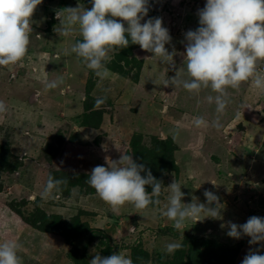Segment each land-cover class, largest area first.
I'll return each mask as SVG.
<instances>
[{
    "label": "rangeland",
    "instance_id": "obj_1",
    "mask_svg": "<svg viewBox=\"0 0 264 264\" xmlns=\"http://www.w3.org/2000/svg\"><path fill=\"white\" fill-rule=\"evenodd\" d=\"M109 1L110 12L95 0H0V144L14 165L0 170V264H130L137 241L147 264H169L184 234L237 248L233 264H264V0ZM113 33L132 48L127 64ZM86 109L99 112L96 127L83 122ZM58 135L48 166L43 150ZM157 137L173 146L177 169L151 207L135 203L146 192L120 161L131 141ZM53 168L128 184L131 199L76 187L63 195L48 184ZM39 211L79 217L110 238L70 243L37 223ZM174 225L178 239L160 230Z\"/></svg>",
    "mask_w": 264,
    "mask_h": 264
},
{
    "label": "trees",
    "instance_id": "obj_2",
    "mask_svg": "<svg viewBox=\"0 0 264 264\" xmlns=\"http://www.w3.org/2000/svg\"><path fill=\"white\" fill-rule=\"evenodd\" d=\"M98 5H103L105 8H108L107 11L110 12V1L109 0H95ZM96 2H93L92 4H95ZM97 5V7H98ZM102 10V6L100 8ZM128 13V12H127ZM149 16L151 17V12L149 11ZM107 14V13H102ZM129 17V13L127 14ZM143 15V14H142ZM116 34V33H113ZM123 36L115 35V50H116V57L124 61L126 64L130 62L128 59V56H125L128 51L132 52V48H127L125 44H119V38ZM107 42V40H105ZM104 42V43H105ZM137 44L135 43L133 47L137 48ZM127 50V51H125ZM98 55L94 56V61H100V63H104V65H107L106 61L104 60H98ZM134 59V58H133ZM102 66V65H101ZM108 66H111V62L108 63ZM119 67L118 63H115V65L111 67ZM119 72H122V70H119ZM91 80V79H90ZM86 82V85L84 89H88L90 87L89 81ZM93 100V99H91ZM95 100H99L98 97L95 98ZM86 113V118L83 120L84 123H88V126L96 127V125L90 123L93 122L95 117H100L99 112H96L95 114L93 111ZM78 132L75 133L72 132V134L68 137L71 141H78L79 139ZM60 135L56 137V140L49 141L45 146L46 149L43 150V160H46V163L48 166H54V161L56 162V158L59 155V149L61 147V144L59 142H56L59 140ZM74 140V141H73ZM49 144V145H48ZM10 145L8 143H1L0 144V170H13V164L9 161L7 158L10 154L9 147ZM131 149L129 150V155L123 156V158L120 161V164L126 165V170L128 173H130V176H135L140 179L141 186L143 187L144 191L146 192L145 195H147L143 200L138 199L137 197H134L135 203L141 204V205H150L158 206L160 205V202L164 199V191L168 187L170 183L169 174L172 169H177L176 164H174L173 159V153H172V147L171 143L165 139H160L157 137L155 139L151 146H140L138 142H135L134 140L130 142ZM45 154V155H44ZM54 158V159H53ZM130 159L129 163H126L127 160ZM50 173H48V184L51 187H55L62 192L63 195H69L71 194V189L76 187L78 188L83 195L86 194H92V193H99L104 192L105 198L107 199H121V197L128 196V198L131 199V195L129 192V186L128 184H122L119 182H116L112 180L110 177L103 176L101 174L97 173H91L86 171L81 172H70L68 170H60V169H52ZM4 189V183L0 181V192H2ZM113 194L114 196H112ZM129 200V199H128ZM27 199L22 201L23 205H27ZM16 204L9 201V207L12 209V212L15 215H19L24 221L23 213L20 211L19 206H15ZM20 211V212H19ZM38 213L41 215L37 216ZM36 214L35 220L38 222H43L45 224V231L54 230L55 232L59 233L60 235H63L68 242L73 243L74 240L80 238L81 236H84V234H91L90 232H96V233H103L108 238H110L107 233H104L101 229H96L94 227H91L88 222L81 221L79 217L73 216L71 220H63L61 216L58 215H44V211H39ZM79 215H84L85 217L89 218L91 217L92 213H89L87 211H80ZM91 214V215H90ZM28 220V219H27ZM33 221L35 223L36 221ZM35 223V224H37ZM57 224L61 225L59 228ZM112 225L110 226L111 231H115L116 223L115 221H112ZM65 229H62L63 227ZM161 232L165 233L166 235L172 234L174 239H178L180 236V228H178L176 225L174 226H164L160 228ZM103 231V232H102ZM144 231L142 233H139L140 235H143ZM177 233V234H176ZM165 234H162L163 236ZM156 235V234H155ZM104 236V237H106ZM74 239V240H73ZM110 241H108L109 243ZM111 245L107 244V246L104 248L107 255L114 254L116 247L112 243ZM156 246V245H155ZM131 252L129 254L130 257V264H147L150 255L149 250L147 247L144 246L143 242L137 241L133 246L130 248ZM153 250H151L152 252ZM156 252V251H155ZM238 252V249L232 246H228L227 244L221 243L220 241H217L215 239H209L205 237H191L190 234H184L181 236L179 244L175 247L174 251L170 259L168 260L169 264H233V261L236 257V254ZM158 255V256H157ZM153 262H159V260L162 257L161 253H154L153 255ZM157 257V258H156ZM159 257V258H158ZM162 260V259H161Z\"/></svg>",
    "mask_w": 264,
    "mask_h": 264
},
{
    "label": "crops",
    "instance_id": "obj_3",
    "mask_svg": "<svg viewBox=\"0 0 264 264\" xmlns=\"http://www.w3.org/2000/svg\"><path fill=\"white\" fill-rule=\"evenodd\" d=\"M237 30H238V31H242V29H241V28H238ZM186 58H187V57H184V58H183V60H184V59H186Z\"/></svg>",
    "mask_w": 264,
    "mask_h": 264
},
{
    "label": "water",
    "instance_id": "obj_4",
    "mask_svg": "<svg viewBox=\"0 0 264 264\" xmlns=\"http://www.w3.org/2000/svg\"><path fill=\"white\" fill-rule=\"evenodd\" d=\"M34 91V90H33ZM34 93H37L36 91H34ZM31 94V93H30ZM29 98V97H28Z\"/></svg>",
    "mask_w": 264,
    "mask_h": 264
}]
</instances>
